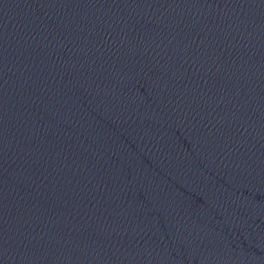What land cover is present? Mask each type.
<instances>
[{
  "label": "water",
  "instance_id": "water-1",
  "mask_svg": "<svg viewBox=\"0 0 264 264\" xmlns=\"http://www.w3.org/2000/svg\"><path fill=\"white\" fill-rule=\"evenodd\" d=\"M0 264H264V0H0Z\"/></svg>",
  "mask_w": 264,
  "mask_h": 264
}]
</instances>
